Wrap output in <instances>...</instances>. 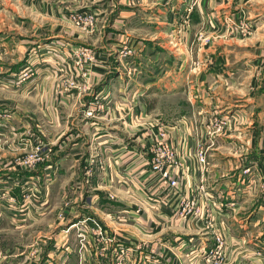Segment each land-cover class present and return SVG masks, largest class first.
<instances>
[{"label":"crops","instance_id":"1","mask_svg":"<svg viewBox=\"0 0 264 264\" xmlns=\"http://www.w3.org/2000/svg\"><path fill=\"white\" fill-rule=\"evenodd\" d=\"M67 1L0 0V96L2 93L5 94V97H0V112L5 108L7 113L8 104L15 105L17 110L9 115L8 120L12 119L9 133L11 137H17L18 128H22L21 134H28L37 129L39 132L45 130L52 137L66 135L65 141L58 150L61 154L60 158L54 165L43 166L45 172L42 177H48V181L58 180L47 174L50 168L51 171L55 168L60 171L58 177L60 181L65 179L66 184L67 181L79 185L85 182L90 184L93 190L103 189L104 192L96 193L95 198L97 197L99 201L106 199L107 205L110 204L113 209L121 208L117 212L123 214L124 218L130 221L129 224L137 221L134 225H124L128 227V229L124 227V231H128V236L134 242H139L138 244L142 243L141 241H153L144 240L145 229L140 223L148 219L162 230L156 234L154 240L158 244H174L169 238L164 242L162 236L180 233L186 236L199 234L201 237L198 241L201 242L197 241V244L209 246L211 242L213 244L215 242L213 235L219 233L222 237L227 235L232 238L230 242L225 243V250L230 251L231 255L237 252L235 244L245 252H252L251 249L257 250L261 248L260 246L264 249V92L257 91L249 95L247 90L250 86L253 87L257 80H254L253 76L256 71L253 67L254 62L245 61L247 56L237 60L235 75L238 77L235 79L240 83L239 86L245 87V91L242 92L244 95L235 101L234 98L224 97V101H229L230 106L222 107L219 113L225 118L230 116L231 119L237 118L238 121L240 119L243 127L227 131L219 138L220 143L217 147L205 146V150L201 148L197 142V131L190 120L183 122L184 125L177 122L159 126L166 127L171 132V143L182 163L181 187L177 195L170 194L169 198L168 195L164 196L165 192L158 189L157 178L155 179L150 171L151 157L145 153L142 146V150L136 145L129 147L127 140H129L130 128L133 129L151 115V113L147 114L146 109L148 97L151 94L157 95L160 91L164 92L165 88L168 92L176 89L175 84L179 78L173 76V71L166 70V75L163 74L158 61L157 55L160 53L156 43H153L152 52L144 55L145 46L140 49L139 46L143 44L138 42L137 48H132L134 53L135 50L137 51L136 56L133 57L120 53L118 49L121 47L120 44L106 48L103 39L99 37L100 32L93 36L88 35L89 37L82 35L67 21ZM71 1L78 9L94 6L84 0ZM136 1L134 3H137ZM149 1L146 0V3H150ZM153 2L155 6L162 5L161 0ZM138 3L142 2L138 0ZM125 7L129 8L127 16L122 19V11L117 12L113 21L114 26H126L135 19V13L130 10L134 7L129 4ZM156 13L154 8V22H142L143 25L144 23L155 25V33L150 34L153 36L149 37L151 42L162 38V30L159 26L162 22L159 21L160 18H156ZM120 36L125 38L127 44L134 45L136 37L134 34L125 32ZM88 39H91V44L88 43ZM142 39L150 41V39ZM95 43L107 49V52L99 53L98 65L91 64L84 68L85 71L83 66L79 68L75 66L73 63L76 60L72 59V50L76 51L80 46H94ZM255 47L253 46L251 51ZM111 50L115 51L116 61L108 62L113 53ZM260 53L264 57V51L260 50ZM145 56L153 59L148 60ZM251 57H253L252 53ZM114 63L116 65H113ZM188 69L189 67L185 66L180 71ZM226 72L225 68L224 73ZM83 73L85 76L81 79ZM70 78L77 85H81L86 80L87 84L91 85L88 94L84 89L82 91L83 85L69 88L67 81ZM191 78L192 76H188V80ZM202 78L203 76H200L198 79ZM188 84H192L190 88L194 87L193 82L188 81ZM98 103L105 104V109L98 112L95 118H87L86 111L94 108ZM232 106L238 109H232ZM2 131L0 130V134ZM157 132L158 130L153 134L154 137ZM233 138H240L243 144ZM69 141L75 143L67 145ZM200 152L206 154L208 162L206 166H203L198 159ZM247 168L251 170L249 175L244 174ZM37 169L27 172L21 180L30 183V180L40 179L41 175ZM124 184L135 189L132 190L135 192L134 197L142 206L147 207L148 204L147 208L150 210H153L154 205L159 207V214L143 211L137 213L136 210L140 206L132 205V200L125 196L122 189ZM145 185L153 191L149 192L150 189ZM109 194L124 196L122 200H110ZM48 197L49 192L41 197L40 202L38 201L39 206L33 202L32 208H25L28 212L24 217L28 219L30 212L33 213L32 216H36V219L44 217L46 208L43 206L48 201ZM184 197H194L198 200L203 214L197 221L178 220L177 212ZM0 199H3V196L0 195ZM31 200L36 201L33 197ZM164 200L171 201L166 208L161 207ZM98 211L100 212L99 209ZM65 213L69 217V212ZM101 214L106 217L103 221H106L110 228L116 215L103 211ZM81 215L83 218L78 223L75 222L64 230L68 236L75 229L76 237L79 238L77 244H69V240L65 243V238L59 241V244L58 242L0 244V251L4 255L0 264H102L105 256L101 255L100 259L95 253L97 244H93L94 237L91 230L88 229L83 236H80L79 227L84 221H87L90 227L95 226L93 225L95 222L97 227L99 225L96 219L103 217L101 218L96 211H93L95 215L93 218H88L86 214ZM213 228L216 229L215 232ZM179 239L188 246L194 240ZM167 261L168 264H176L172 262L171 257ZM190 263V261L186 262V264ZM253 263L264 264L261 261L259 263V260Z\"/></svg>","mask_w":264,"mask_h":264},{"label":"rangeland","instance_id":"2","mask_svg":"<svg viewBox=\"0 0 264 264\" xmlns=\"http://www.w3.org/2000/svg\"><path fill=\"white\" fill-rule=\"evenodd\" d=\"M84 1L94 6L88 9H78L71 0L67 1L66 18L71 27H75L84 36H93L100 32L99 37L103 39L106 48L120 44L121 47L118 49L124 56L132 55L135 57L137 51L135 50L134 53L132 48H137L138 42L143 44L141 47L139 46L140 49L145 46L144 55L149 54L150 51L152 52L153 43H156L157 50L160 53V55H157L158 61L163 74L166 75V70L167 72L173 71V76L179 78L175 84L176 89L168 92V89L165 88L164 92L160 91L159 94H151L148 97L146 109L147 114L151 113L149 119L142 120L133 129L130 128L132 133H128L129 140H127V144L129 147L136 145L141 150L143 148L145 153L151 157L149 165L152 162L149 146L155 141L153 134L159 129V126L177 122L184 125L183 122L190 120L198 134L197 142L204 150L205 146L217 147L220 143L219 138L227 131L243 127L240 119L238 121L237 118L231 119L230 116H228L229 118L222 117L219 110L222 107L230 106L229 101H224V97L234 98L233 101H235L244 95L242 92L245 91V87L239 86L240 83H237L235 79L238 77V75H235L237 73L235 68L238 63L237 60L243 56H247L244 59L245 61L252 60L254 62V65H252L256 70L253 76L254 80H257L253 87L250 86L247 89L249 95L257 91L264 92V57L260 53V50L264 51V0H161V7H159L160 5L155 6L154 0H150V3H146V0H140L142 3H138V0L137 3H134L135 0H124L123 2L122 0ZM127 4L134 7L130 10L135 13V19L131 20V24H126V26H114L113 21L117 12L122 11V19L127 16V10H129L125 7ZM154 8L157 11L156 18H160L159 21L162 22L159 25L162 30V38H157L151 42L149 37L153 36L150 34L155 33V25L153 23L152 25H149V23L143 25L142 22H154ZM76 15H82L83 18L87 16L91 21L89 23H92V25H85L83 22L77 24L76 21H73V16ZM125 32H130L136 36L134 45L133 43L127 44L125 38L120 36L124 35ZM156 33L158 35V28ZM142 38L150 39V41H145ZM88 43L91 44V39H88ZM253 46L256 47L251 51ZM103 48L105 47L98 46L96 43L94 46L77 47L76 51L72 50L71 52L72 59L76 60L73 64L78 68L83 66L84 71V68L91 66V64L96 63L98 65L99 53L107 52V49ZM112 52L108 62L116 61L115 51ZM251 53L253 57L250 58ZM145 57L148 60L153 59L152 57ZM116 63L113 65H116ZM185 66H188L192 71L189 69L180 71ZM225 68L226 73H224ZM84 76L83 73L81 79ZM188 76H192L191 80H188ZM200 76H203V78L198 79ZM187 80L190 83L193 82V88H190L192 84H188ZM169 81L172 80L169 79ZM67 82L69 88L83 85L81 89L82 91L84 89L86 94L91 88L86 80L81 85L75 84L71 78ZM0 97H5V94L2 93ZM231 104L234 103L231 102ZM14 106L8 104V107L5 106L8 110L7 113H5V108L0 112V130H3L0 134V195L3 196V199H0V244H55V242L59 244V241L64 238L65 243L69 240V244H77L79 238L76 237L75 229L68 236L67 233H64V230H67L71 224L78 223L83 218L81 214L93 218L95 216L93 211H96L100 217H103H101L102 219H96L99 225L97 228L103 235L97 237L93 234L92 236L103 243H111L97 244L95 253L98 254L100 259L101 255L105 256V261H107H104V264H168L167 260L170 257L172 262L174 261L176 264H186L189 261L190 264H254L253 262L257 260H259V263L260 261L264 262V249L262 246L258 249L255 248L257 250L251 249L252 252H245L238 244H235L237 252L232 255L230 251L225 250L226 244H224L223 251L218 255L216 251L210 253L212 257L209 262L208 254L205 253L215 248L216 241L214 244L211 242L209 246L197 244L198 239L201 237L199 234L186 236L180 233H172L164 235L162 236L164 242L169 238L171 243L174 244H158L156 242L157 245L154 240L156 234L162 230L159 229L160 227L157 228L153 225L152 221H148V219L140 223L145 229L143 230V235L146 236L144 240L153 241H141L140 244L134 242L128 236V231H124V225H134L137 224V221L129 224L130 221L124 218L123 214L117 212L121 208L115 207L113 209L110 204L107 205L106 199L99 201L97 197L95 198L96 193L103 189L94 188L93 190L90 184L85 182L79 185L67 181L66 184L65 179L60 181L61 179L58 178L60 171L55 168L52 171L50 168L47 174L56 177L58 180L48 181V177H42L43 172H45L43 166L46 164L54 165L60 158L61 154L58 150L65 141L66 135L52 137L45 130L39 132L37 129H35L36 131H30L28 134H21L23 130L18 128V136L11 137L9 125L12 124V119L8 121L4 117L17 111ZM105 106L103 103H98L94 108H89L85 113L86 117L95 118L98 112L105 109ZM29 107L31 108V105ZM234 108L235 106H232V109ZM88 112H92L93 115H87ZM20 123L22 124V121ZM21 124L20 126H22ZM42 124L40 123L41 127ZM233 139L243 144L240 138ZM70 143L73 144L75 141H69L67 145ZM25 145L29 147L27 148ZM10 147L13 148L10 149ZM37 152L40 160L34 166L32 165L33 167H25L21 164L28 156ZM205 152H203L205 156L203 166L208 164ZM91 163L94 164V162ZM36 168H38L37 172L41 175L40 179L30 180V183L21 180L27 172H33ZM145 187L150 189L148 185H145ZM122 189L125 196L132 200V205L140 206L136 210L137 213L143 211L159 214V207L156 205L152 207L153 210L147 208L149 207L148 204L147 207L142 206L141 202L134 197L135 192L132 190L135 189H132L131 186L125 185ZM151 189L149 192L153 191ZM48 192V201L43 206L46 208V215L36 219V216H32L33 213L30 212V217L25 218L24 214L28 212V210L25 211V208H32L34 206L33 202H36L39 206L41 197H44ZM113 196L109 197L110 200H122L124 195L116 194ZM32 197L36 201L31 200ZM109 209L115 211H108ZM66 211L69 212V217H67ZM102 211L116 215L113 217L115 220L111 222L110 228L107 222L103 221L106 217L101 214ZM178 220L180 221V219ZM93 225L96 226V223L93 222ZM125 228L128 229V227ZM215 230L213 228V232ZM215 236L216 234L213 235L214 240ZM225 237V243L230 242L232 239L227 235ZM179 238L194 240L188 246L184 245ZM130 242L137 244H131ZM106 246L107 250H103ZM125 246L131 248L133 252L130 261L121 253L120 248ZM123 258L126 261H122Z\"/></svg>","mask_w":264,"mask_h":264},{"label":"built area","instance_id":"3","mask_svg":"<svg viewBox=\"0 0 264 264\" xmlns=\"http://www.w3.org/2000/svg\"><path fill=\"white\" fill-rule=\"evenodd\" d=\"M73 21H76L77 24H81L82 22L85 25H92V23H89V19L86 17L83 18L82 15H76L73 16ZM87 115H93L92 112H88ZM9 115L5 116L6 120L9 119ZM10 121V120H8ZM172 134L168 130V128L159 127L157 134L155 135L152 145L149 146V153L152 156V162L150 164V171L155 176V179L157 178V184L158 189L165 192L164 196H167L170 198L171 195H177L178 190L181 187V167L182 163L180 161V158L178 157V154L176 152L175 147L171 143ZM40 153V152H39ZM199 161L202 165L205 163V156L202 152L198 154ZM40 158L38 157V152L35 154H32L26 158L25 161H22L21 164L25 167H33L36 162H38ZM33 165V166H32ZM251 170L249 168L244 170V174L249 175ZM171 201L166 202L164 200V203H161V207H168L170 205ZM178 219H180L182 222H188L189 220H198L202 214L203 210L198 202L197 199L194 197L186 198L184 197L183 200H181L180 207L178 210ZM88 229L91 230L92 235L100 237L102 236V232L99 231V229L96 226L88 225L87 221H84L81 223L79 227V235L83 236ZM216 245L214 246V249H211L210 252H206L205 254H208V261H211V254L214 251H216V254L218 255L220 252L224 249L225 240L220 234H216L215 236ZM93 244H108V242L103 243L100 240L95 239L93 240ZM103 250H106V248H103ZM121 253L123 256H126L127 259H130V256H132L133 252L131 248L125 246L120 248ZM4 259L3 253L0 251V260ZM122 261H126L124 258Z\"/></svg>","mask_w":264,"mask_h":264}]
</instances>
